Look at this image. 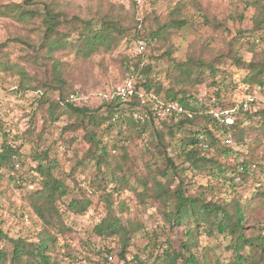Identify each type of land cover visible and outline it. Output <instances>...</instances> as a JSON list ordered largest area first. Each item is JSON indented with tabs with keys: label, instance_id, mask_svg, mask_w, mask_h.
<instances>
[{
	"label": "trees",
	"instance_id": "16d2710c",
	"mask_svg": "<svg viewBox=\"0 0 264 264\" xmlns=\"http://www.w3.org/2000/svg\"><path fill=\"white\" fill-rule=\"evenodd\" d=\"M70 1L23 0L0 6V17L23 24L36 37L35 40L16 39L28 48L16 60L9 59L4 45L0 46V88L7 77H17L16 93L41 95L47 105L46 120L52 123L67 116L72 122L62 128V133L82 131V139L88 147L81 154L76 152L71 158L65 157L71 167L67 173L60 172L61 164L49 155L50 149L40 150L42 131L36 132L30 125L23 132L20 141L27 142L32 150L21 154L22 145L11 147L10 130L0 120L3 138L0 183L5 175L3 171L8 170V181L15 183V188L29 185L31 190L22 195L26 206L20 209L23 213L20 219L24 225L32 219L26 227L39 226L35 240L20 234L12 237L9 229L3 228L5 220L1 214L0 264H61L64 260L69 264H108L101 258L113 253L118 264H264V110L253 114L258 117V134L262 138H254V134L248 144L241 120H250L253 116L243 108L244 103L240 104L232 125H219L207 114L212 96L217 98L221 108L234 106L221 102L219 97L223 81L228 78L218 67L221 55L211 60L203 58V43H195L193 54H188L184 61L170 60L172 65L166 70L165 80L155 73L157 56L145 55L148 48L159 44L164 48L159 58L171 59L173 37L184 29H193L191 22L194 21L182 15L186 3L175 5L164 20L152 14L139 20L134 10L131 14L123 4L114 5L109 0H88L84 15L68 10ZM133 1L135 6L136 1ZM189 3L197 7L196 1ZM247 5L254 13L240 45L246 46L252 58L245 62L237 51H231L230 58L247 71L244 84L263 87L264 52H256L255 43L264 36V0H250ZM194 15L199 16L205 26H223L200 10ZM139 26L145 30L143 33L137 31ZM132 29L136 31L131 36L133 41L137 42L138 49H143L134 58L121 55L120 61L127 79L132 74L137 76L133 96L122 101L118 92H114L98 107L85 106L76 90L67 84V67L114 52L130 37ZM35 72L40 75H34ZM207 87L216 90L204 101L201 89ZM140 95L146 99L145 105L141 104ZM153 99L174 103L182 112L158 116L157 112L149 111V117L143 121L135 119L133 114L149 110ZM113 131L116 132L114 137L111 136ZM146 134L151 137L148 146L153 152L147 150L150 158L143 160L140 171L136 159L128 153L127 143L133 138L142 139ZM165 135L175 143L181 159L179 164L168 155L172 144L166 143ZM226 137L230 138L229 144L225 143ZM232 142L235 146H246L248 153L235 150ZM115 150L120 154H115ZM152 153H157V157ZM204 153H211V157ZM25 155L30 169L23 172L16 167L14 159ZM228 157L236 158V163L226 167L220 158ZM23 160L25 158L21 159L22 164ZM78 170L88 171L89 178L79 180ZM203 171L223 182L225 198H208L203 186L198 187L197 194L191 193L189 185L193 183H186L184 179L188 172ZM228 171L229 177L226 176ZM174 178L179 182L172 189ZM131 179L135 188L130 186ZM244 186L251 190L242 191ZM125 191H132L144 206L149 201L160 205L163 227L157 229H181L182 239L177 247L170 244L174 242L170 238L163 242L167 245L160 247L156 233L152 232L153 237L150 232L143 234L145 226L140 220L133 216L122 218L123 213L129 212L128 203L121 199ZM98 193L103 194L100 197L105 215L89 230L86 240H80L81 249L90 254V258H85L68 242L61 246L58 240L75 232L66 219L84 216L93 204L90 196ZM6 213L12 218L11 223L15 222L18 211L7 210ZM137 234L143 235L145 258L134 246ZM202 236L226 243L223 250L230 255L228 261L215 256L211 248L202 247ZM95 255L97 260L91 258ZM86 260L88 263H84Z\"/></svg>",
	"mask_w": 264,
	"mask_h": 264
},
{
	"label": "rangeland",
	"instance_id": "374dc122",
	"mask_svg": "<svg viewBox=\"0 0 264 264\" xmlns=\"http://www.w3.org/2000/svg\"><path fill=\"white\" fill-rule=\"evenodd\" d=\"M23 0H0V6L10 4L12 2H20ZM112 4H123L125 8L129 9L132 14L134 10L136 16L139 20H142L145 15L157 16L160 20L167 18L168 13L172 8L179 2H185L186 5L183 8L182 15L183 18L192 20L191 28L184 29L178 36L173 37L172 44L174 46L173 54L171 59L163 58L160 59L159 56L163 53L164 48L159 44L155 45L154 48H148L145 51V55L157 56L155 63V73L161 80H165L166 70L170 69L172 65V60L184 61L188 54H193L195 43L201 44L203 46L201 52L203 58L213 59L221 55L219 68L226 73L227 79L223 81L222 89L220 91V100L225 104H233L235 107H239L241 103H247V113L253 116V114L264 110V86L258 85H248L244 84L243 80L247 75V71L241 69L235 65L230 58L231 51H237V55L241 57L245 62H248L252 58V54L246 49L245 45H240L242 43V34L244 31L248 30L251 25V17L254 11L248 7L247 4L250 0H194L196 1L197 7H194L189 2L191 0H135L136 5L133 6V0H109ZM89 5L88 0H71L68 10H72L80 15H84L87 6ZM247 6V9L245 8ZM196 10L202 11V14L208 17H212L218 21L222 27H208L202 24L201 18L198 16L195 18ZM241 16V18H240ZM38 24V22H37ZM138 32L143 33L145 31L143 27L139 26ZM134 29L129 32L130 37L121 43L119 49L114 52L96 55L91 60L86 62H81L78 64H70L66 69V80L69 88L76 90L77 95L82 104L88 107H98L103 104L106 100H109L114 92H119L125 85L127 79L124 71V64H121V55H126L129 57H135L138 49L137 42L133 41L132 35L135 34ZM23 37L29 38L30 40L36 39L33 33H30L27 28L20 23L15 22L9 17H0V46L4 45V50L8 53L9 59L16 60L22 53L28 49L21 42ZM18 39L19 41H17ZM255 51L258 53L264 52V36L262 40L255 43ZM64 60V57H62ZM171 60V61H170ZM29 68V67H28ZM30 72L34 70L29 69ZM48 77V73H46ZM36 76L40 74L35 72ZM132 77L133 84L137 81V76L134 74L130 75ZM17 80L6 78L5 82L2 83L0 88V120L5 123L7 130H10V141L11 147L16 148L22 145L20 151L21 154H29L32 150V146L27 142L21 143L20 136L23 132L30 126L36 132H43L42 142L40 150L50 149L49 155L52 158H56L61 164L60 172L67 173L70 170L71 163L66 158H71L73 153H83L87 150V145L82 139L83 132H72V133H62V128L68 123L72 122L67 116H61L58 121L49 123L46 120L45 109L47 108L44 99L41 95L34 92L27 93H16L14 82ZM222 80V79H221ZM215 88L201 89V98L206 101L208 96H212V92L215 93ZM252 102V103H251ZM242 128L245 131L246 143L250 141L249 137L262 138L258 134V117H252L250 120L242 119ZM116 134L115 131L112 132V137ZM166 143H170L171 148L168 149V155L171 157L176 164L181 162L178 156V150L173 141H170L169 136L165 135ZM150 136L147 134L143 136L142 139L133 138L129 143H127L128 153L134 157L139 166V170L143 169V160H149V152H153L152 148L148 146L150 141ZM3 141L0 135V143ZM150 145V144H149ZM231 146L240 151L241 153H248L246 146H235L232 142ZM65 150V153H63ZM63 151V152H62ZM115 154L119 155V150L114 151ZM153 156L157 157V153H152ZM206 157H211V153H204ZM23 160V164L21 159ZM24 158L15 157V163L18 164V169L20 171L29 170L30 161L27 159L26 155ZM221 162H225L226 167L229 165H234L236 163V158L228 157L225 159L220 158ZM28 160V161H27ZM241 160V158L239 159ZM160 164V163H159ZM19 171V172H20ZM5 175L0 183V215L4 217L5 224L3 228L9 229V236L16 237L22 235L29 240H35L36 234L39 231V226L26 227L31 224L32 219L29 221L28 225H24L21 221L20 209L24 208L25 201L22 195L30 191L29 185L26 184L24 188H15V183L8 181L9 171L5 170ZM18 173L17 175H19ZM59 174V171L58 173ZM17 175L15 177H17ZM227 177L230 176L229 171L226 174ZM77 178L79 180H84L88 177V171L81 173L78 170ZM219 179V178H218ZM185 182L191 181L189 188L193 195L197 194L199 186H203L207 192L208 198H225V187L221 180H216V177L207 176V172L203 171L201 173L188 172L187 177L184 179ZM165 182V181H164ZM179 179L174 178L172 189L178 185ZM87 183V182H86ZM130 186L134 187V180L129 181ZM85 184V183H84ZM86 185V184H85ZM251 186V185H250ZM246 187V186H244ZM35 188V185H33ZM110 188V187H108ZM135 188V187H134ZM133 188V189H134ZM243 188V187H242ZM241 188V189H242ZM252 188V186H251ZM251 188L246 187L242 189L244 192H249ZM208 190V191H207ZM101 195L95 194L90 196L92 201V206L88 212L81 217L72 216L66 219V222L71 226L75 232L67 235V237L62 240L59 238V245L64 246L65 242L72 247L73 250H79L82 257L90 258V254L82 250L80 247V240H86V235L90 233V229L97 224L102 217L105 215L104 204L101 200ZM121 199L126 201L129 205V212L123 213L122 218L125 220L128 216H133L134 218L140 220L145 226L144 233L150 232V236L153 237L152 232L157 234V239L161 242L159 244L167 245L165 240L170 238L174 242L170 244L178 246L180 240L182 239V230L176 229L169 231L168 228H158L163 227V221L160 213V205L157 203H147V206L140 204L137 199L133 196L132 191H125L121 194ZM7 210H16L15 222L11 223L12 218H8L9 214L6 213ZM26 208L24 209V211ZM21 218V219H20ZM88 231V232H86ZM28 232V233H27ZM143 235L137 234L135 236L134 246L136 249L142 252V257L147 256V250H143L144 242ZM200 245L202 247L211 248L215 256L220 257L222 261H228L230 255L224 252L223 248L226 243H222L221 239L210 240L206 237L200 238ZM94 241L97 243V239ZM82 250V251H81ZM132 250V249H131ZM136 251V250H135ZM135 251H132L133 254ZM132 253L128 256L131 260ZM111 256V259H108ZM94 260H97V256H91ZM101 259H106L108 264H118V258L113 253L112 255H104ZM88 263L86 260L84 263ZM61 264H69L68 260H64Z\"/></svg>",
	"mask_w": 264,
	"mask_h": 264
},
{
	"label": "built area",
	"instance_id": "2783aa9c",
	"mask_svg": "<svg viewBox=\"0 0 264 264\" xmlns=\"http://www.w3.org/2000/svg\"><path fill=\"white\" fill-rule=\"evenodd\" d=\"M142 50L143 48L140 47ZM135 90V86L132 82V77H130L126 82L122 89L119 90L118 95L121 98L122 101H128L130 100L131 96H133ZM141 98V104H146V99L140 95ZM243 108H247V104H243ZM142 110V109H141ZM207 110V114L212 117L215 121L218 122L219 125H232L235 120V116L239 111V107H229V108H221L218 106V100L215 96L211 97L210 103ZM149 111L151 112H157L158 116L162 114L171 113L172 111H176V113H181L182 108L177 107L174 103H168L166 104L163 99H153L151 105H149V110H142L141 112H135L133 114L134 118L137 120H144L145 118L149 117ZM225 143H230V138H225ZM18 168V164L16 165ZM110 260L111 257H108Z\"/></svg>",
	"mask_w": 264,
	"mask_h": 264
}]
</instances>
